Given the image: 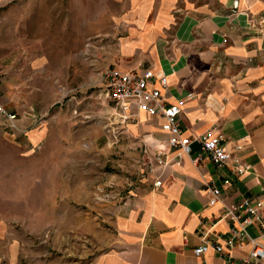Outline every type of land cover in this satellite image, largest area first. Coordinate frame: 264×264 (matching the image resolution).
Wrapping results in <instances>:
<instances>
[{
	"label": "crops",
	"instance_id": "obj_1",
	"mask_svg": "<svg viewBox=\"0 0 264 264\" xmlns=\"http://www.w3.org/2000/svg\"><path fill=\"white\" fill-rule=\"evenodd\" d=\"M119 2L109 66L153 68L166 75L163 93L168 102L181 106L184 134H220L232 157L217 166L203 153L197 164L192 156L199 152V142L186 154L168 144L159 116L139 112L129 119L130 133L151 132L163 146L145 184L120 204L111 246L91 264H227L213 249L203 255L194 249L205 232L209 239L227 234L230 224L221 218L223 204L264 197V2L239 0L236 13L233 0ZM11 61L0 60V102L21 116L16 133H25L23 139L35 146L46 135L44 114L36 109L52 105L33 103L25 74L18 75ZM8 128L0 117V140ZM237 157L247 166L243 174L235 171ZM157 179L162 181L159 187L154 185ZM208 185L222 190V200L214 205L209 204ZM8 228L2 223L0 238H8ZM249 229L264 242L258 226ZM250 248L240 243L233 252L244 255ZM0 253H10L9 247L2 246Z\"/></svg>",
	"mask_w": 264,
	"mask_h": 264
},
{
	"label": "rangeland",
	"instance_id": "obj_2",
	"mask_svg": "<svg viewBox=\"0 0 264 264\" xmlns=\"http://www.w3.org/2000/svg\"><path fill=\"white\" fill-rule=\"evenodd\" d=\"M120 7L0 0V60L25 74L34 104L52 105L36 109L46 134L39 144L11 128L0 140V229L9 227L0 248L10 249L0 262L91 264L113 242L120 204L158 161L163 141L130 133L100 95Z\"/></svg>",
	"mask_w": 264,
	"mask_h": 264
},
{
	"label": "built area",
	"instance_id": "obj_3",
	"mask_svg": "<svg viewBox=\"0 0 264 264\" xmlns=\"http://www.w3.org/2000/svg\"><path fill=\"white\" fill-rule=\"evenodd\" d=\"M238 8L239 0H233V13H236ZM102 78L103 88L100 95L112 104L122 121L137 117L139 112L159 116L163 120L162 129L167 133L168 144L171 147L192 154L191 144L194 141L199 142L200 150L192 156L197 164H200L203 153L217 166L224 165L232 157L220 134L213 131H206L194 137L184 134L180 121L181 106L168 102L163 93V88L168 84L166 75L157 73L153 68L123 70L117 66H108L103 70ZM157 81L160 86L156 85ZM26 116L32 118L31 113ZM0 117L3 118L4 125L14 130H21L19 123L21 116L9 110L1 102ZM235 160L237 161L235 171L243 174L247 166L241 163L238 157ZM229 181L226 179L224 182L227 184ZM161 184L160 179L154 182L156 187ZM207 190L210 205L222 200V190L219 186L208 185ZM221 218L226 219L230 224L227 234L220 233L215 239H209L208 233L205 232L202 243L194 249L195 254L203 255L213 249L225 258L227 264H264V242L259 240V236H254L249 229L250 226L256 225L264 234V197L245 196L239 201L225 203ZM240 243L251 245L247 254H234V248Z\"/></svg>",
	"mask_w": 264,
	"mask_h": 264
}]
</instances>
